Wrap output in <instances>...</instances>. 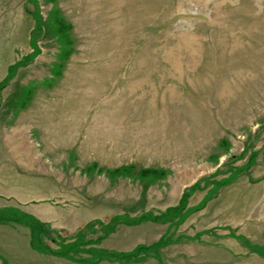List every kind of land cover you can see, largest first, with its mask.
Listing matches in <instances>:
<instances>
[{"label":"rangeland","instance_id":"374dc122","mask_svg":"<svg viewBox=\"0 0 264 264\" xmlns=\"http://www.w3.org/2000/svg\"><path fill=\"white\" fill-rule=\"evenodd\" d=\"M0 210L81 243L0 264H264V0H0Z\"/></svg>","mask_w":264,"mask_h":264},{"label":"trees","instance_id":"16d2710c","mask_svg":"<svg viewBox=\"0 0 264 264\" xmlns=\"http://www.w3.org/2000/svg\"><path fill=\"white\" fill-rule=\"evenodd\" d=\"M0 223H18L27 226L31 232V246L33 249L51 253L56 256H64L69 259H73L72 255L70 254L71 251H76L77 248L81 245L80 241L71 242L68 245V248L65 251H52L48 247H41L40 246V234L43 233L45 229L44 223L37 220L36 218L20 212L18 210H0ZM161 242L157 245L159 246ZM150 248L147 247H139L134 252L128 254H120V253H107L105 251L99 250L96 255H94L95 259H88L86 262L97 264L105 258H125L130 259L132 257L137 256L141 252H147Z\"/></svg>","mask_w":264,"mask_h":264}]
</instances>
